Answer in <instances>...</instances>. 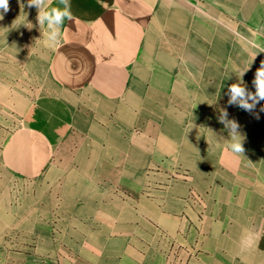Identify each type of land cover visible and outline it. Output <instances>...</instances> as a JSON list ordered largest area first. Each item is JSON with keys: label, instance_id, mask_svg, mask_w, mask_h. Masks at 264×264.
Returning a JSON list of instances; mask_svg holds the SVG:
<instances>
[{"label": "crops", "instance_id": "0c3cea01", "mask_svg": "<svg viewBox=\"0 0 264 264\" xmlns=\"http://www.w3.org/2000/svg\"><path fill=\"white\" fill-rule=\"evenodd\" d=\"M21 3L1 70L7 38L21 51L52 32L38 11L64 8ZM69 3L31 56L39 90L0 73V264H264V0Z\"/></svg>", "mask_w": 264, "mask_h": 264}, {"label": "clouds", "instance_id": "9594fccd", "mask_svg": "<svg viewBox=\"0 0 264 264\" xmlns=\"http://www.w3.org/2000/svg\"><path fill=\"white\" fill-rule=\"evenodd\" d=\"M42 2V0H27V5H23V8L25 6L31 8L34 4L39 5ZM52 0H49V3H51ZM61 4L64 5L63 9H60L58 7H52L51 11H38L37 15V21L39 23H43V21L46 19L48 21V27L52 29V32L50 34H45L46 40L49 43V45H55L58 43V37L61 35L59 32V29L55 27L56 25H60L63 23V20L67 18L68 20L73 19L72 12L70 10L71 5L69 3V0H59ZM10 10L9 0H0V19H3V14L7 13ZM255 47L259 48L260 46L254 45ZM254 59V58H253ZM250 67H248L245 71H242L240 73V76L238 77L239 82L231 84L229 86V91L231 93L229 103L231 104L233 101L236 100L237 97H244L245 95V88L241 85L243 84V76L245 72L249 70ZM254 84L258 86V96L260 98H264V61H261L260 67L256 69L255 72V79L253 81ZM251 93H249V96L251 97ZM241 107H243L246 111H252L253 105L247 103L246 100L242 99L240 101ZM261 111H264V106L261 107ZM227 117V112L224 111L221 113L220 116V122L224 123ZM195 125H193L194 127ZM192 127V128H193ZM226 127L229 130V147L231 151L235 154H243L244 149V139L245 137L240 132V126L235 121H227Z\"/></svg>", "mask_w": 264, "mask_h": 264}, {"label": "rangeland", "instance_id": "374dc122", "mask_svg": "<svg viewBox=\"0 0 264 264\" xmlns=\"http://www.w3.org/2000/svg\"><path fill=\"white\" fill-rule=\"evenodd\" d=\"M3 27L5 28H14V22H4L2 23ZM24 24V22H21V26L18 24V28H28V26ZM35 26V29L39 30V24L35 22L33 24V27ZM32 27V26H31ZM13 38L9 40L7 38V52L5 54V63H4V70L0 69V73L4 72V77L6 78L7 85L10 83L12 85L14 80H17L18 78H21V88L23 90V93L26 91L28 92H37L39 90L40 86H35L29 81V71L28 66L31 62V56L33 54H37L39 56H42L44 52V42L45 37L41 34L40 36H37L35 38L30 37H22V50L19 51L18 48L12 45ZM10 44V47H9ZM46 48V47H45ZM15 49V50H14ZM38 52V53H37ZM1 59V55H0ZM44 75L43 71L40 73V77ZM13 87V86H10ZM8 92V91H7ZM7 95H10L9 92ZM13 98V95H10V99ZM260 123V118H258L257 124Z\"/></svg>", "mask_w": 264, "mask_h": 264}]
</instances>
